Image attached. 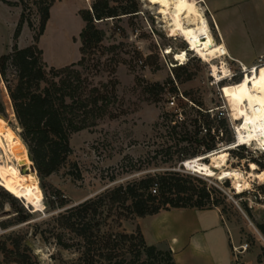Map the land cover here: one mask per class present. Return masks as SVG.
<instances>
[{
    "label": "rangeland",
    "instance_id": "obj_1",
    "mask_svg": "<svg viewBox=\"0 0 264 264\" xmlns=\"http://www.w3.org/2000/svg\"><path fill=\"white\" fill-rule=\"evenodd\" d=\"M4 1H0V56L11 51L13 33L21 14L24 22L15 42L19 48L34 43L33 36L40 19V0ZM50 1L53 4L49 18L37 46L48 66L63 67L80 60L79 34L83 28L80 13L91 12L98 0ZM108 2L118 16L94 23L104 32V37L98 46L85 51V62L77 69L92 85L107 86L112 95L109 114L98 120L95 127L70 136L71 154L58 171L44 180L36 177L39 187L43 186L40 211H34L20 199L14 201L5 197V190L0 187V264H77L79 254L75 250H64L56 245L55 223L50 216L144 176L187 172L181 160L189 158L198 146L211 140L202 130L204 113L209 114V119L224 120L221 133H210L211 137L217 135L213 139L217 148L209 155L198 153L200 156L196 161L185 160V166L190 173L189 166L193 162L213 166L216 158L221 159L222 154H226L222 171L235 170L231 176L226 179H220L219 175L201 176L202 182L192 183L205 185L211 191V202L218 203L213 209L218 210L229 231L232 264H264V238L257 229V225L264 223V178L256 180L248 175L261 172L250 161L264 165V151L253 142L247 143L244 149L235 150L233 155L228 153L230 148H235L230 147L235 141L234 126L242 124L241 114L246 107L240 98L248 87L245 75H250L244 74L241 68L248 72L256 67L257 73L262 70L264 74V57L250 66L234 59L221 40L218 25L204 2L199 5L204 9V19L217 44L214 50L207 52L206 61L187 50L188 46L180 36H167L162 29L167 19L159 14L171 9L182 15H192L196 1L167 0L169 8L166 10L147 0ZM256 4L264 10V0H257ZM133 5L139 14H124L132 11L127 9ZM27 22L31 23L32 29ZM182 52L185 60L178 65L174 54ZM238 62H242L241 65ZM212 65L218 69L227 67L226 76L213 77ZM13 76L14 71L9 68L7 80H12ZM239 82L243 89L228 106L221 90L225 85L233 89V84ZM0 101L7 114L6 120H0L18 137L1 78ZM0 135L8 145V135L3 128ZM199 150L202 152L203 148ZM3 157L0 151V160L5 162ZM24 162L30 163L35 173L28 152ZM77 171L80 178L74 177ZM63 204L66 206L62 207ZM138 219L122 220L117 230L134 232ZM108 224H111L110 219ZM157 224L152 219L142 222L146 234ZM64 238L70 241L69 235ZM144 260V264H166L163 255L148 260L141 254L140 261Z\"/></svg>",
    "mask_w": 264,
    "mask_h": 264
},
{
    "label": "trees",
    "instance_id": "obj_2",
    "mask_svg": "<svg viewBox=\"0 0 264 264\" xmlns=\"http://www.w3.org/2000/svg\"><path fill=\"white\" fill-rule=\"evenodd\" d=\"M0 1L5 3L4 0ZM52 4L50 0L38 2L40 19L37 33L33 36L34 43L24 48H19L15 43L24 22L21 14L13 33L14 44L11 51L0 56V78L5 84L19 131L17 134L27 149L37 175L35 177L39 180L52 175L67 162L71 154L70 136L95 127L98 120L109 114L112 98L105 84L99 87L92 85L87 78L82 77L77 67L84 64L85 51L98 46L104 37V32L97 29L94 23L118 16L116 10L109 5L108 0H98L91 12L80 13L84 23L79 34L81 58L76 63L55 68L42 60V51L37 46L44 33ZM128 10L132 11L124 14H139L134 5ZM27 23L32 29L31 23ZM9 68L13 69L14 76L8 81L6 76ZM261 72L262 70L255 72V76L264 75ZM233 85V89L225 85L221 90L228 106L232 104L233 97H237L243 89L241 82ZM204 114L202 130L211 140L188 155L187 159L190 160L184 158L182 162L196 161V157L200 156L198 153L209 155L217 148L213 140L217 135L211 137L210 133H221L224 120L209 119V114ZM6 115V109L0 101V119L6 120ZM244 147L236 145L228 153L233 155L235 150ZM201 148L203 150L199 152ZM222 155L220 158L225 164L226 154ZM250 162L261 170L260 173H264L263 164L252 159ZM74 177L80 178V173L77 171ZM192 182H202L201 176L188 172L144 176L65 208L50 216V220L55 223L53 229L56 233V245L64 250H75L79 254L77 264H144L145 260L140 261L141 254L148 260L155 255H163L166 257V264H174L170 252L163 253L146 245L138 226L132 233L119 232L117 228L122 220L152 216L160 211L217 208L218 203L211 202V191L205 185L199 186ZM40 189L43 192L42 185ZM4 196L17 200L6 191ZM109 219L111 224H108ZM257 229L264 238V223L257 225ZM67 235L70 241L64 238Z\"/></svg>",
    "mask_w": 264,
    "mask_h": 264
},
{
    "label": "crops",
    "instance_id": "obj_3",
    "mask_svg": "<svg viewBox=\"0 0 264 264\" xmlns=\"http://www.w3.org/2000/svg\"><path fill=\"white\" fill-rule=\"evenodd\" d=\"M194 1L206 4L234 59L250 66L264 57V10L257 0ZM145 219L158 223L149 234L143 229ZM138 226L146 245L170 252L174 264H232L229 231L217 209L160 211L139 218Z\"/></svg>",
    "mask_w": 264,
    "mask_h": 264
},
{
    "label": "bare ground",
    "instance_id": "obj_4",
    "mask_svg": "<svg viewBox=\"0 0 264 264\" xmlns=\"http://www.w3.org/2000/svg\"><path fill=\"white\" fill-rule=\"evenodd\" d=\"M147 1L159 8L161 7L163 9L165 7V10L169 8L167 0ZM196 2L198 4L197 7L193 9L192 15H182L171 9H168L169 12L168 10L165 11V14H162V12H159V14L167 19V23L162 26L165 34L168 37L180 36L189 47L187 50L206 61L207 52L214 50L217 44L206 19H204V9L199 5L203 2ZM172 16L173 20L171 21ZM181 16H183V18H181ZM178 19H180L181 22L178 21ZM177 28H179V30H177ZM167 53L169 54L170 51L168 50ZM184 57L185 53L183 52L180 54H174V59L179 63L178 65L184 63ZM239 64L241 65V63ZM241 69L244 74L248 73L250 76L253 74V77L249 78L245 75L248 87L245 89L246 91L244 90L245 92L241 95L240 100L245 101L246 107L241 114L242 124L234 126L235 141L230 147H234L237 140L242 144L254 142L258 148L264 151V75L256 77V67L248 70V72H245L243 67ZM211 70V75L213 77H220L221 74L226 76L225 73L228 72L227 67L226 69H223L220 66L218 69L215 65L211 66ZM219 80L220 79L216 81ZM1 128H3L4 133L8 135L9 144L6 145L4 143L5 140L3 141V138L0 135V151L6 159L5 162L0 160V187L13 197L22 200L28 207H32L34 211H40L42 208L41 189L35 177V173L31 169V164L24 162L27 156V149L15 133L10 128L3 125L0 120V129ZM16 162L22 164L17 165ZM22 167L27 168L29 172L22 173ZM182 167H186L185 162H182ZM224 167V162L221 159L216 158L213 166L193 162V164L189 166V170L191 171L190 173L199 176L217 177V175H219L220 179H226L231 176L235 170L222 171ZM185 171H188L187 168H185ZM248 175L256 180L264 178V173H249Z\"/></svg>",
    "mask_w": 264,
    "mask_h": 264
},
{
    "label": "water",
    "instance_id": "obj_5",
    "mask_svg": "<svg viewBox=\"0 0 264 264\" xmlns=\"http://www.w3.org/2000/svg\"><path fill=\"white\" fill-rule=\"evenodd\" d=\"M21 172H22V173H28L29 171H28V169H27V168H25V167H22V168H21Z\"/></svg>",
    "mask_w": 264,
    "mask_h": 264
},
{
    "label": "built area",
    "instance_id": "obj_6",
    "mask_svg": "<svg viewBox=\"0 0 264 264\" xmlns=\"http://www.w3.org/2000/svg\"><path fill=\"white\" fill-rule=\"evenodd\" d=\"M188 48H189V47H188ZM242 72H243V71H242ZM236 141H237V140H236ZM234 145H235V144H234ZM185 168H186V167H185ZM185 168H184V169H185ZM187 172H188V171H187ZM192 174H193V173H192ZM152 192L155 193V190H152Z\"/></svg>",
    "mask_w": 264,
    "mask_h": 264
}]
</instances>
